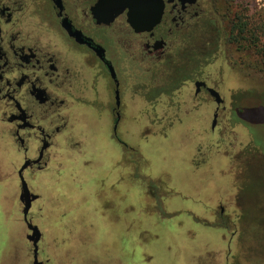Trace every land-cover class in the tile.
I'll list each match as a JSON object with an SVG mask.
<instances>
[{"label":"rangeland","instance_id":"374dc122","mask_svg":"<svg viewBox=\"0 0 264 264\" xmlns=\"http://www.w3.org/2000/svg\"><path fill=\"white\" fill-rule=\"evenodd\" d=\"M263 9L264 0H214L218 47L199 42L197 49L182 41L153 74L138 82L137 75L125 76L118 103L132 151L117 152L107 140L113 146L92 178L86 154L76 153L75 179L60 186L64 196L40 187L43 197L28 215L41 233L40 260L264 264V112L246 127L236 122L232 105L239 90L257 92L248 98L239 93V107L259 106L264 78L257 73L244 82L236 68L259 60L247 44L241 50L229 40L236 15L259 16ZM208 33L200 32L202 43ZM206 49L211 56L185 60L186 53ZM197 80L224 100L213 130L216 105L204 92L194 98ZM143 179L155 183L154 194L145 192ZM19 189L0 183V264H31Z\"/></svg>","mask_w":264,"mask_h":264},{"label":"flooded vegetation","instance_id":"af4514ba","mask_svg":"<svg viewBox=\"0 0 264 264\" xmlns=\"http://www.w3.org/2000/svg\"><path fill=\"white\" fill-rule=\"evenodd\" d=\"M138 2L143 10L135 9L132 15L143 25L152 20L154 8H161L153 28L131 26V12L120 10L121 3L115 1L0 0V183L18 185L19 197L22 180L36 197L32 204L41 201L43 186L64 196L60 186L69 187L75 179L77 154H86L92 178L111 143L117 152L132 151L121 124L123 106L117 104L125 76L137 75L138 82L153 74L182 41L197 49L209 42L220 44L214 0ZM205 29L210 38L202 43L200 32ZM199 42L201 47L196 46ZM194 54L186 53L185 60L212 52ZM194 88L195 99L204 92L215 103L217 119L224 104L221 95L203 81H195ZM208 90L215 91L222 104L217 105ZM154 92L155 97L161 90ZM249 92L233 93L237 97L232 105L240 103L239 93L248 98ZM36 187L41 193L33 192ZM27 243L33 264V247ZM37 260L49 264L39 259V250Z\"/></svg>","mask_w":264,"mask_h":264},{"label":"trees","instance_id":"16d2710c","mask_svg":"<svg viewBox=\"0 0 264 264\" xmlns=\"http://www.w3.org/2000/svg\"><path fill=\"white\" fill-rule=\"evenodd\" d=\"M230 42L238 46V49H244V45L250 48L255 54L256 58L259 60L257 63L249 67L236 68V72L243 76L245 79H250L251 76H255L257 73L261 74V80L264 78V9L261 15L256 16L254 14L252 17H247L245 15H236L231 29ZM240 77V76H239ZM264 80V79H263ZM251 94H256L257 92H249ZM258 96L261 100V104L257 107H239L238 105H233V115L236 122L242 126L249 127L253 125L254 115L257 113L264 112V91L258 92ZM264 149V147H262ZM140 180V179H139ZM145 185V192L149 191L154 194L155 183L143 179ZM148 192V193H149ZM157 198L156 200H158ZM156 202V201H155Z\"/></svg>","mask_w":264,"mask_h":264},{"label":"water","instance_id":"95a60500","mask_svg":"<svg viewBox=\"0 0 264 264\" xmlns=\"http://www.w3.org/2000/svg\"><path fill=\"white\" fill-rule=\"evenodd\" d=\"M104 1H115V2H120L121 6H120V10L122 9H129V11L131 12V14L129 15V23L131 26L137 28L138 26H147L149 28H153L156 24H158L160 17H161V8L158 9L154 8L153 9V16H151L152 20H150V22L147 25H143L141 24V22L137 21L135 16H133V12L135 9H142L141 3L138 5V1L139 0H104ZM137 5V6H136ZM152 9V8H150ZM209 94L211 95L212 98L215 99V102L217 105L222 104V100L220 99L219 95L213 91V90H208ZM118 104V102H117ZM215 122H216V115L214 116V120L212 122V129L215 127ZM36 200L35 196H30L29 191L27 189V186L25 184V182L22 180L21 182V194L19 197V201L23 206V210H22V215H23V220L24 222L27 224V228L28 230L31 232L30 235L27 236V241L31 242L32 247H33V254H34V262L33 264H41L38 262L37 260V252H38V243L40 241V237L41 234L38 230L37 227L32 226L29 221H28V214L32 205V202Z\"/></svg>","mask_w":264,"mask_h":264}]
</instances>
